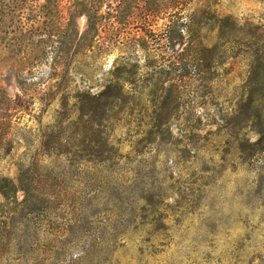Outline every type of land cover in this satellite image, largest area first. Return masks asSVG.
<instances>
[{
    "label": "rangeland",
    "instance_id": "1",
    "mask_svg": "<svg viewBox=\"0 0 264 264\" xmlns=\"http://www.w3.org/2000/svg\"><path fill=\"white\" fill-rule=\"evenodd\" d=\"M0 264H264V0H0Z\"/></svg>",
    "mask_w": 264,
    "mask_h": 264
}]
</instances>
